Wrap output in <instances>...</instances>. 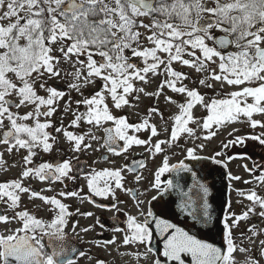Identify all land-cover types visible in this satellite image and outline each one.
I'll return each mask as SVG.
<instances>
[{"label": "snow or ice", "instance_id": "snow-or-ice-1", "mask_svg": "<svg viewBox=\"0 0 264 264\" xmlns=\"http://www.w3.org/2000/svg\"><path fill=\"white\" fill-rule=\"evenodd\" d=\"M157 77L162 79L149 91L146 86ZM49 81L66 83L68 91ZM217 84L236 90L222 98H206L200 92V88L214 89ZM89 87L97 90L86 96L84 90ZM72 92L81 99L73 101ZM169 92L184 97V101L178 102ZM66 96L69 99L65 101ZM161 97L178 108L167 119L158 106ZM143 98L154 100L155 105L149 106L136 123L113 111L138 108ZM61 101H65L63 115L56 117ZM81 105L84 111H80ZM197 106L207 115L197 117ZM69 114L71 119L65 126L64 117ZM255 115L264 116V0H0V145L8 154L26 152L18 178L0 182V205L4 209L0 224L15 221L19 225L0 234V264H77L65 244L66 228L74 215L88 218L94 214L70 211L62 199L73 197L111 211L114 221H119L117 213L125 217L119 222L123 227L114 222L109 229L114 233L111 238L96 243L115 252L113 264L116 257L125 256L135 264L147 261L154 236L163 242L160 255L173 264H185V256L191 258V264H261L255 253L264 258V228L251 224L239 235L236 229L252 216L264 219V197L254 190H237L242 198L238 203L244 199L250 202L246 210L240 214L231 211L229 199L222 201L215 213L209 202V187L185 163L205 160L227 168L223 151L209 156L201 153L228 125L247 123L253 129H264V121L254 119ZM156 117L163 121V131L153 122ZM168 120L172 121L170 129ZM83 125L89 126L87 131L69 130ZM196 129L204 134L199 135ZM96 131H102L103 136H97ZM236 131L233 129L229 136ZM140 133H147V138H141ZM162 135L164 138H159ZM61 137L73 154L92 148L90 141L101 140L100 146L115 157L127 158L134 148H143L151 159L164 154L149 182L148 190L154 193L151 199H141L132 188L125 187L128 173L136 183L145 179L139 171L147 168L143 160L118 168L92 169L84 177L86 194L80 189L49 197L41 193L52 191L50 187L36 191L30 184L26 186L30 179L64 184L77 178L71 158L39 164L34 161L40 152H52ZM182 139L192 140V146L182 145ZM247 139L264 145V132L235 136L222 142V149L243 145ZM197 140L204 143H195ZM175 148L182 149L183 159L170 163L166 153ZM104 160L115 164L108 156ZM5 163L0 153V168ZM166 173H175L177 182L162 183ZM181 174H190L195 181L187 191L179 182L184 179ZM226 175L229 181L241 179L230 172ZM254 179L264 184V171ZM173 190L181 196L177 210L192 218V227L206 229L197 227L199 236L177 226L157 209V205L168 203L164 197ZM117 191L131 195L135 215L121 209L123 201ZM25 195L30 200L39 199L52 218L45 220L28 210H17ZM94 198L110 203L101 205ZM8 211L13 215H7ZM96 225L104 227L96 218L94 225L80 231L88 233ZM71 227L75 231L79 221ZM131 248L136 251H128ZM71 253L77 250L72 248ZM78 255L92 259L84 251ZM95 264L108 261L97 258ZM152 264L162 262L156 259Z\"/></svg>", "mask_w": 264, "mask_h": 264}, {"label": "flooded vegetation", "instance_id": "flooded-vegetation-1", "mask_svg": "<svg viewBox=\"0 0 264 264\" xmlns=\"http://www.w3.org/2000/svg\"><path fill=\"white\" fill-rule=\"evenodd\" d=\"M217 35H220V33ZM58 124L59 121L57 122V125ZM51 132L53 135L60 136V134L55 133L53 129ZM252 135L259 136L261 134L241 132L233 133V136H229V134L222 135L223 139L218 144L216 151L224 152L227 168H224L221 165L212 164L210 161L205 160L199 162L188 161L192 165L199 164L201 167L200 171L202 174H205V172H209L216 179L217 182L214 188V193L216 194V197L213 199V202L217 203L219 211L222 201H226L229 199L231 200L232 204L231 211L240 214L241 212L246 210V207L250 205V202L244 199L241 203H238V201H241L242 198L237 195V190H243L245 192H248L249 190H254L259 196L264 197V184L259 183L254 179L255 176H259L260 173L264 171V145H261L259 141L247 139L243 145L236 144L234 147L222 149V142L226 143L228 142V140L233 139L235 136L250 137ZM99 136H103L102 131ZM90 142H94V146L92 148L87 149L86 151H83L81 153L73 154L69 150H65V141H63L62 138L61 141H59V143L54 146L52 152L47 154L40 152L38 156L34 157V161L37 164L41 162L63 161L64 159L71 158L75 170L74 174L77 177L75 180H66L64 184H47L41 183L38 180L30 179L29 181L25 182L26 186L30 184V186L36 191H40L41 189L50 187L52 191H44L41 193L49 197L61 191H79L80 189H83V193L86 194L87 186L84 177L88 173H90L92 169L102 170L104 168H118L125 164H131L135 160L145 161V155L141 148H134L127 156V158L124 156L115 157L112 156L106 148L100 146L103 143L102 140L99 142ZM90 150H93V152H90ZM214 152L210 154H204V156H209ZM0 153H3V159L6 162L3 168H0V182H5L18 178L21 172V165L23 164L22 157L26 155V152L21 150V152L18 154L15 152H13L12 154H8L4 151V146L0 145ZM92 153L98 155V161L96 159L93 161L89 160L88 157L92 156ZM105 156H108L110 161H115V164L104 160ZM118 163H120V165H118ZM77 164L82 165V173L80 175L78 174L81 171V165ZM245 166H247L248 169H252V172L246 171ZM139 171L143 173L145 179L142 180L140 183H136L133 179V175L128 173L126 174L125 187L132 188L135 191L136 195L139 196L141 199L150 200L151 195H153L154 193L148 190L150 187L149 182L152 180V173L155 170L151 172V170L148 169L147 166L146 169H140ZM228 172H230L233 176L241 177V179L239 181H229L226 175ZM161 180L162 183H166L169 180V173H166L163 177H161ZM244 181H250V183H244ZM117 196L120 201H123V203L120 204L121 209L129 212L130 214L135 215V201L132 199L131 195H129L127 192L117 191ZM94 199H96V203L101 205H107L110 203V201L108 200H101L99 198ZM62 202L69 205V210L72 212H76V210L79 209L80 212H92L94 214L92 217L88 218L79 215H74L71 219L69 226L66 228L65 244L70 252V255H72L73 258L77 261V264H95L97 258L108 261V264H113V258L116 256L115 252L112 249L106 250L103 246L97 247L96 243L109 239L114 235V233L109 231V229L113 226L114 222L119 224V226L123 227V224L119 223L120 221H123L125 219L123 214L117 213L116 215L119 217V221H114L113 213L111 211H108L104 208H97L95 205L89 204L86 200L82 202L80 199L73 197L68 199H62ZM145 207H148V205L146 204ZM3 210V206L0 205V211ZM17 210H28L31 214L37 216L38 218H43L45 220H50L52 218V213L45 210L44 206L42 205V202L39 199L30 200L27 195L23 196L20 209ZM257 212H259V208H257ZM6 214L12 216L13 212L8 211ZM96 218H99L100 223L104 225V227L96 225L93 230L88 233H83L80 231V228L82 227L94 225ZM76 221H79V227L75 231H73L71 224L75 223ZM251 224H256L259 228H264V219H262L258 215L252 216L249 221L240 223L239 228L236 229V234L239 235L241 231H246L247 227ZM18 226L19 225L15 221H13L10 225L0 224V234H7L6 228L15 229ZM177 226H180V224ZM197 227L203 226L198 225ZM188 231L192 234L195 233V230L193 229H189ZM204 231H206V229H204ZM216 241L217 243L219 242V237H217ZM44 242L45 244H47L48 242L46 237ZM162 245L163 244H161L160 242L154 241L153 238L150 245L153 248V252L149 255L147 261L142 259L141 264H152V261L156 259H159L162 264H165L167 262L166 259L162 255H160L163 250ZM72 248H75L77 250V253H71ZM79 251H84L92 259L89 260L86 257L81 258L78 255ZM128 251H136V249L131 248L128 249ZM140 251H144V249L141 248ZM255 256L256 258L261 259V264H264V258L259 257L258 251L255 253ZM238 258L243 259L242 257ZM125 261L127 262V264H135V260L128 256L123 257V259L116 257L115 264H125Z\"/></svg>", "mask_w": 264, "mask_h": 264}, {"label": "rangeland", "instance_id": "rangeland-1", "mask_svg": "<svg viewBox=\"0 0 264 264\" xmlns=\"http://www.w3.org/2000/svg\"><path fill=\"white\" fill-rule=\"evenodd\" d=\"M145 22H148V21H145ZM217 34H219V33H217ZM177 67L181 71L190 72V70L187 69V68H180L179 66H177ZM212 67L216 68V65H213ZM216 70L219 71L218 68ZM190 74L193 75L194 77H196L195 73H190ZM160 79H162V77L155 78L151 85L146 86L147 89L149 91L154 90L156 88V86L158 85ZM49 83L50 84H54L57 88L60 87L61 89L65 90L66 92L68 91L66 83H64V82L49 81ZM186 83H189L190 86H192V87L196 86L195 84H192L191 81H186ZM95 90H97V89L89 87V88L84 90V95H86V96L91 95ZM232 90H236V89L228 87V86H224L223 88H221V86L219 84H217L214 89L200 88V92L202 94H204L206 96V98H222L223 96H226ZM40 94L43 95L44 93L41 92ZM168 95L173 96V98L176 99L178 102H183L184 101V97H182V96L175 95V94H173L171 92H169ZM70 98L73 101H75V100L81 99V96L79 94L75 93V92H72ZM68 99H69V97L66 96L65 97V101L68 100ZM65 101H61V110H59L56 113V117H60V116L63 115L62 107H63V104H64ZM154 105H155V101L154 100H150L148 98H143L142 102H141V104H140V106L138 108H134V109L125 108V109L120 110V111H116L114 109L113 111H114V113L116 115H127L129 120H130V122L136 123V122L139 121L140 117L145 114L146 109L149 106H154ZM158 106L161 109V111L163 112V115H164L165 119H167L170 116H173L174 114H176L178 112V108L176 106H174V105L166 104L164 102V100H163V97L160 98ZM73 107H76L75 103H73ZM21 111H23V109H21ZM80 111H84V108H83L82 105L80 106ZM195 115L197 117H203V116L207 115V112H206L205 109L197 106L196 109H195ZM70 119H71V115L70 114L68 116L64 117L65 126L69 123ZM254 119L264 121V116L255 115ZM54 120H55V117H54ZM57 122H58V120L56 121V123ZM153 122L156 123L158 126H160V130L163 131V127H162L163 126V121H161L159 117H156ZM171 123H172V121L168 120L169 129L171 127ZM88 127L89 126H87V125H83L82 128L76 129V131L84 132V131L88 130ZM233 129H237V131L235 133L248 132V133L261 134L262 132H264V129H262L260 127H257L255 129H253L247 123H235V124L228 125L226 127L221 128L219 130L217 136H215L211 141L207 142V147H206L205 151L203 153H201V155H204V154H207V153L210 154V153L216 151L217 147H218V144L223 139L222 135H228L230 132H232ZM69 130L70 131H75V129H69ZM49 131L51 132L52 129H49ZM196 131L201 136L204 134L203 130H201V129H196ZM95 134L97 136H99L101 134V131H96ZM138 135H140L141 138H147L148 134L147 133H140ZM159 138H164V136L162 135ZM61 139H62V137H61ZM61 139H60V141H61ZM180 143L182 145L191 147L192 144H193V141L190 140V139L189 140L182 139L180 141ZM195 143H204V141L203 140H197V141H195ZM91 144H92V147H93L94 146V142H91ZM64 148H65L66 151H68L67 142H65ZM141 149L143 150V148H141ZM90 152H93V150L92 151L90 150ZM143 153L145 155L144 157H145V161L147 163L148 169H150L151 172L154 171L159 166V164L161 162V159H162V156L164 154H161V155L157 156L155 159H151V158L148 157V154L146 152H144V150H143ZM166 154L169 156L170 163H176L179 160L183 159L182 149L181 148H175V149H173L171 151H168ZM97 156L98 155H95L94 153H92V156H90L88 158L91 161H93L95 159L98 161ZM122 159H124V158H122ZM97 165H99V164H97ZM118 165H120V163H118Z\"/></svg>", "mask_w": 264, "mask_h": 264}, {"label": "water", "instance_id": "water-1", "mask_svg": "<svg viewBox=\"0 0 264 264\" xmlns=\"http://www.w3.org/2000/svg\"><path fill=\"white\" fill-rule=\"evenodd\" d=\"M185 163L188 164L189 167L193 168V171L195 173H197V179L200 180L201 183L206 184L209 187V191L211 193V195L209 196V202L212 204L215 213L219 212V209L217 207V203L213 202V199L216 197V194L214 193V188L216 186V179L209 173V172H205V174H202L200 171V165L196 164V165H192L190 162L185 161ZM77 165H81V164H77ZM81 171L78 175H80L82 173V165L80 166ZM181 176L184 177L183 180H180V184L183 188L184 191H187V188L189 186H192L195 181H193L192 177L190 174H181ZM169 180H173V182H177L178 177L176 176L175 173H169ZM186 181V184H185ZM194 196H195V191H194ZM181 199L180 193L178 191L173 190L171 195H165L164 200L167 201L168 203L164 206L158 205L157 209L160 211H163L165 213V215L170 219L171 222L176 223L177 225L180 224L181 227L185 228V230H189V229H193L195 230L196 235L199 236V233L196 232V227H192L193 224V220L190 216H185L183 214H181L177 208H176V203L179 202V200ZM157 209H154L157 210ZM214 213V214H215ZM202 230L203 227H200ZM217 240V237H216ZM154 241L160 242L161 244H163L161 238L159 236H155L154 237ZM163 246V245H162ZM183 259L185 260V264H191V258L189 256H185L183 257ZM165 264H173V262H166Z\"/></svg>", "mask_w": 264, "mask_h": 264}]
</instances>
